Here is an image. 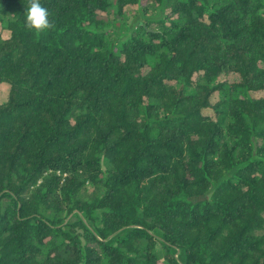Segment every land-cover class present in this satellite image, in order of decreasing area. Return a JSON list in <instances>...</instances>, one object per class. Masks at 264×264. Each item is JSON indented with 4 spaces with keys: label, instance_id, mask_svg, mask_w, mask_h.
<instances>
[{
    "label": "trees",
    "instance_id": "obj_1",
    "mask_svg": "<svg viewBox=\"0 0 264 264\" xmlns=\"http://www.w3.org/2000/svg\"><path fill=\"white\" fill-rule=\"evenodd\" d=\"M0 0V264H264V0Z\"/></svg>",
    "mask_w": 264,
    "mask_h": 264
},
{
    "label": "clouds",
    "instance_id": "obj_2",
    "mask_svg": "<svg viewBox=\"0 0 264 264\" xmlns=\"http://www.w3.org/2000/svg\"><path fill=\"white\" fill-rule=\"evenodd\" d=\"M25 15V27L29 31L41 33L55 27L49 20V10L41 4V0H28Z\"/></svg>",
    "mask_w": 264,
    "mask_h": 264
},
{
    "label": "rangeland",
    "instance_id": "obj_3",
    "mask_svg": "<svg viewBox=\"0 0 264 264\" xmlns=\"http://www.w3.org/2000/svg\"><path fill=\"white\" fill-rule=\"evenodd\" d=\"M8 86L6 84H0V103L3 102L7 95Z\"/></svg>",
    "mask_w": 264,
    "mask_h": 264
}]
</instances>
